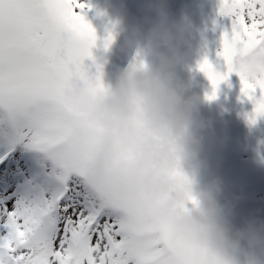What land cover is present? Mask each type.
Returning <instances> with one entry per match:
<instances>
[{
    "label": "snow or ice",
    "instance_id": "6c2138e0",
    "mask_svg": "<svg viewBox=\"0 0 264 264\" xmlns=\"http://www.w3.org/2000/svg\"><path fill=\"white\" fill-rule=\"evenodd\" d=\"M86 7L82 0H0V125L12 143L46 153L62 185L51 197L0 198V264H166L163 239L131 202L112 196L102 204L80 181L96 135L81 141L73 133L78 117L65 93L75 83L103 87L100 66L92 83L84 63L99 39ZM218 14L231 20L217 52L226 72L202 59L198 70L212 89L205 98L216 99L235 73L254 105L247 117L254 125L264 117V0H220ZM113 40L108 32L104 48Z\"/></svg>",
    "mask_w": 264,
    "mask_h": 264
},
{
    "label": "clouds",
    "instance_id": "9594fccd",
    "mask_svg": "<svg viewBox=\"0 0 264 264\" xmlns=\"http://www.w3.org/2000/svg\"><path fill=\"white\" fill-rule=\"evenodd\" d=\"M146 11L158 16L155 22L145 18L151 24L146 54L118 68L111 82L101 75L98 90L75 83L65 93L78 117L73 133L81 141L96 135L91 155L81 162V184L102 204L112 196L131 202L163 239L166 264H264V221L231 226L233 205L222 202L223 180L215 177L194 193L192 179L181 170L185 160L199 159L202 133L212 126L201 118L203 101L185 94L176 71L190 47L192 22L174 17L167 0ZM120 23L122 51L139 47L142 25ZM96 75L89 69L92 83Z\"/></svg>",
    "mask_w": 264,
    "mask_h": 264
},
{
    "label": "rangeland",
    "instance_id": "374dc122",
    "mask_svg": "<svg viewBox=\"0 0 264 264\" xmlns=\"http://www.w3.org/2000/svg\"><path fill=\"white\" fill-rule=\"evenodd\" d=\"M82 2L89 6L83 14L99 37L92 49L93 58L86 59L85 65L93 66V72L99 65L103 79L111 82L116 70L127 67L134 54V58L146 54L144 36L151 24L146 23L145 18L152 22L158 19L155 11H146V8L158 6L160 0ZM167 3L174 17L184 15L192 22L188 36L190 47L176 71L185 94L196 95L203 101L201 118L212 122L202 133L203 147L196 160L200 171L193 180L194 193L201 192L213 178L219 177L223 180L222 202L227 200L233 205L228 217L231 226L242 227L251 218L264 221V117L254 125L249 124L247 117L254 105L242 96L240 79L235 73L219 85L216 99L207 100L211 84L198 70V64L206 56L217 71L226 72L217 52L221 48L222 33L231 29V20L218 14L220 0H167ZM121 20L125 24L142 25L139 47L122 51ZM108 32H112L114 40L105 49L103 38ZM0 157H5L0 161V198L9 195L17 199L51 197L61 189L57 178L59 169L49 156L23 143H12L10 130L2 125ZM193 169V163L184 162L181 170L189 176Z\"/></svg>",
    "mask_w": 264,
    "mask_h": 264
},
{
    "label": "bare ground",
    "instance_id": "6f19581e",
    "mask_svg": "<svg viewBox=\"0 0 264 264\" xmlns=\"http://www.w3.org/2000/svg\"><path fill=\"white\" fill-rule=\"evenodd\" d=\"M27 197V196H26Z\"/></svg>",
    "mask_w": 264,
    "mask_h": 264
}]
</instances>
